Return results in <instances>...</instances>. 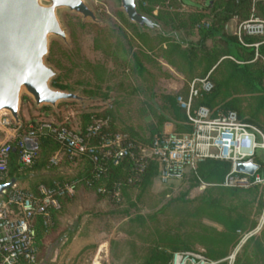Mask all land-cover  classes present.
Instances as JSON below:
<instances>
[{"label": "rangeland", "instance_id": "obj_1", "mask_svg": "<svg viewBox=\"0 0 264 264\" xmlns=\"http://www.w3.org/2000/svg\"><path fill=\"white\" fill-rule=\"evenodd\" d=\"M86 1L104 23L61 11L68 44L52 38L46 57L58 72L53 81L65 86L66 91L79 93L85 102L35 108L23 95L20 120L65 122L80 128L95 113H108L117 131L145 140L183 125L170 98L184 93L191 78L210 75L220 83L217 99H236L240 117L255 119L249 123L264 133L262 93L235 70L237 62L224 55V40H208L203 52L187 48L189 42L199 40L201 28L210 21L203 6L210 0H193V5L189 4L191 0H158L153 15L165 31L171 32L168 37L130 22L117 0ZM146 3L150 5V0ZM252 16L256 15L249 18ZM240 23L234 17L223 29L234 36ZM258 40L264 43V37ZM256 61L261 67L262 59ZM3 129L0 125L2 134L6 132ZM258 154L261 162L260 151ZM91 163L83 156L74 157L55 169L66 166L70 175H75ZM188 176L167 186L153 179L149 185L129 187L118 203L80 186L75 197L78 204L68 207L67 203L57 222L43 235L36 264H93L96 258L98 264H140L154 245L165 246L169 240L204 253L200 237L217 239L224 230L207 213L205 201L210 198L219 201L218 212L230 218L241 217L248 227L245 235L250 234L242 243L244 236L228 248L226 255L240 245L241 262L264 264V185L227 188L215 181L195 183Z\"/></svg>", "mask_w": 264, "mask_h": 264}, {"label": "built area", "instance_id": "obj_2", "mask_svg": "<svg viewBox=\"0 0 264 264\" xmlns=\"http://www.w3.org/2000/svg\"><path fill=\"white\" fill-rule=\"evenodd\" d=\"M204 26L207 28L209 24ZM234 34L242 46L254 48L252 61L261 58L264 68V57L258 52L261 42L248 43L245 40L248 37H264V19L252 16L242 21ZM212 88L209 75L193 79L189 83L187 98L182 95L176 98L179 107L185 111L184 123L190 126V131L165 130L149 145L136 143L127 134L109 131L107 116H91L84 129L57 121H35L37 125L29 123L28 129H34L33 135L18 134L13 141L0 143V184H4L2 181L6 179L13 149L17 151L18 164L29 168L35 163L37 151L28 149L26 140L35 143L37 135H44L59 144L63 154L71 159L82 156L92 158L97 178L107 165L116 166L123 160H130L133 172L126 180L129 186L141 182L151 160L158 163L156 181L164 186L182 181L191 173L198 178L197 166L204 160L230 163V170L221 183L223 187L264 185V133L256 125L241 121L235 111L219 110L212 116L207 107H192L193 99L210 92ZM11 122L6 113L0 116V125L9 126ZM239 163L252 164L257 168L252 174L238 172L236 165ZM58 164L57 155L48 161V167ZM86 184L91 186L90 181ZM80 186L76 180L53 181L51 185L40 184L35 191H30L14 183L0 193V264H36V216L40 214L43 225L51 227L52 213L60 210L61 200L73 198ZM121 188L120 184H115L107 192L104 187H99L97 193L118 203L122 200ZM249 235H244L240 243ZM239 246L219 260L210 259L200 251H175L167 264H235Z\"/></svg>", "mask_w": 264, "mask_h": 264}, {"label": "trees", "instance_id": "obj_3", "mask_svg": "<svg viewBox=\"0 0 264 264\" xmlns=\"http://www.w3.org/2000/svg\"><path fill=\"white\" fill-rule=\"evenodd\" d=\"M158 0H150V5L146 3V0H138V9L139 11L156 21L161 29H155L153 31L159 32L161 35L168 37L171 32H167L164 30L163 24L155 18L153 15V10L156 7V2ZM189 3L190 5L194 4V1ZM203 6L208 10L209 17V26L207 28H201L200 30V38L197 42H189L187 44V48L190 52L194 51H204L206 49V42L215 37H220L226 43V54L227 56L232 57L237 63L234 65L235 70L242 76V78L257 90H259L262 94V98L264 99V87L262 86V81L264 78V68L263 65L260 67L257 64V61H251L254 57V48L252 47H244L242 46L237 37L228 35L223 29L224 26L234 17H237L238 20L245 21L252 14L257 17L264 19V0H210L208 3L203 2ZM159 17V15L157 16ZM146 30V29H142ZM150 31V30H149ZM258 39H262V37H248L245 40L248 43L261 42ZM258 40V41H257ZM235 48L236 50H234ZM259 54L264 57V43H261L258 47ZM220 57V56H219ZM218 57V58H219ZM218 58L213 61V63L209 66V69L215 64ZM219 66V65H218ZM216 66L212 72L218 67ZM206 75H201L199 77H193L187 82L186 89L184 93H178L175 97L170 98V104L174 111L179 114L183 118L184 122L186 120L185 111L181 109L176 101L178 95H182L184 98H187L189 83L195 78H204ZM209 80L213 84V88L210 92L202 94L200 97L192 100V107L197 108L200 106L207 107L212 116L216 115V112L219 110L223 111H235L241 121L244 122H253L256 121L253 118L242 119L240 117L239 104L236 99L230 98L226 100H218V90L220 87V83L214 82L209 75ZM51 85L60 90L66 91L67 88L61 84H57L56 81H52ZM262 102H260L261 104ZM90 115V114H89ZM88 115V116H89ZM108 113L101 114L95 113L96 117H106ZM111 121H109L108 130L111 132H120L111 126ZM183 122V125H178L177 129L174 131L177 132H186L190 131V126L186 125ZM29 123H35V120H21L20 124L16 125L11 122L9 127L15 129L17 133L21 135H33L34 129H28ZM264 127V124H263ZM80 129H84V127H80ZM162 132H159L157 135L149 138V139H135L129 136L136 143H140L142 145H149L154 137L161 136ZM36 142V151L37 157L35 163L29 168H21L17 163L18 154L17 151L11 152L10 160L8 165L7 176L2 183L9 181L10 179H14L15 183L18 187L35 191L36 187L40 184L51 185L53 181L59 182H70V181H79L83 188L94 190L97 192V188L104 187L107 192H110L115 184H120L122 186V198L126 194V190L129 187L134 186H145L149 185L153 179L156 180L158 174V163L155 160H151L148 164V167L145 173L142 176V180L140 183L129 186L126 184L127 178L133 172V166L130 160H123L119 165L112 166L107 165L104 171L100 174V176L96 177V170L94 168V163H91L92 158L84 157L91 164L88 169L81 171L75 175L70 176H39V179L34 182H30L28 187L19 186V181L24 177L25 173L29 171H41V170H49L54 169L57 166L48 167V161L51 158V155L58 149H60V145L57 144L53 139L44 136L37 135L35 137ZM99 160V158H97ZM230 170V163L226 161L219 160H204L200 162L197 166V175L201 181H215L218 182L221 186L224 176ZM188 178L195 183L200 181L194 174H189ZM90 181L91 186H87L86 182ZM191 186H194L192 184ZM223 187V186H221ZM67 198L61 200V208L59 211L52 213L53 224L57 222L59 213L62 209L65 208V205L68 203ZM209 210L207 213L223 227V232H221L220 238L213 239L207 236L200 237L199 242L203 244L205 247L204 254L214 260H219L226 257V251L228 248L234 247L238 240L242 236L245 235L248 230L247 225L243 221V219L239 216L230 218L222 214L219 209H221V205L219 201L215 198H210L205 201ZM52 224V225H53ZM50 228V227H49ZM49 228H46L43 225L42 217L38 214L35 218V243L37 250L39 251L43 247V235L48 231ZM243 248V246H242ZM175 251H193L190 247L183 245L179 242L168 241L165 246L162 245H154L151 251L142 259L140 264H167L170 261L172 252ZM224 264V263H221ZM235 264H246L245 262H241V254L239 251L236 254Z\"/></svg>", "mask_w": 264, "mask_h": 264}, {"label": "water", "instance_id": "obj_4", "mask_svg": "<svg viewBox=\"0 0 264 264\" xmlns=\"http://www.w3.org/2000/svg\"><path fill=\"white\" fill-rule=\"evenodd\" d=\"M127 19L141 29L153 31L160 25L138 9V0H117ZM68 11L103 24L86 0H0V116L6 113L20 124L21 100L27 95L35 108H56L62 102L84 103L79 93L60 90L51 85L58 72L46 62L52 38L68 44L67 32L60 17ZM26 147L36 144L26 140ZM15 151V149H13ZM252 164L236 165V170L252 174ZM14 179L0 184V193L9 189Z\"/></svg>", "mask_w": 264, "mask_h": 264}, {"label": "crops", "instance_id": "obj_5", "mask_svg": "<svg viewBox=\"0 0 264 264\" xmlns=\"http://www.w3.org/2000/svg\"><path fill=\"white\" fill-rule=\"evenodd\" d=\"M3 128H4L3 130H5L6 132L1 131V132H4V133L3 134L0 133V143L6 142V141H13L15 139V137L19 134V133H17V131L15 129L7 128V126H3ZM35 144H36V142H35ZM12 152H15V151H12ZM55 155H57L59 157V164L57 165V167L62 162H68V161H71L72 160L68 156L64 155L61 149L56 150L51 155V158L53 156H55ZM17 163H18V161H17ZM64 167L61 166V168H59L58 170H56L55 168H54L55 169L54 170L52 168V169H49V170L46 169V170H41V171H34V170L31 171V172L29 171L31 174H29L27 176V173H25L24 177L21 178V180L19 181L18 184L21 187H28V185H29L30 182L37 181L39 179V176H44V175L45 176H55V175L56 176H70V174H71L70 173L71 172L70 169H68L66 166H64ZM75 197H76V194H75V196L73 198H71V199L68 200V207L69 206H72V205H77L78 204V202H77L78 200ZM73 201H75V202H73ZM71 202H72V204H70Z\"/></svg>", "mask_w": 264, "mask_h": 264}, {"label": "bare ground", "instance_id": "obj_6", "mask_svg": "<svg viewBox=\"0 0 264 264\" xmlns=\"http://www.w3.org/2000/svg\"><path fill=\"white\" fill-rule=\"evenodd\" d=\"M2 115V114H1ZM98 259L96 258L95 260H94V263L93 264H98V261H97Z\"/></svg>", "mask_w": 264, "mask_h": 264}]
</instances>
